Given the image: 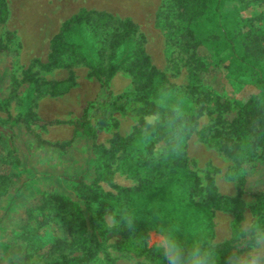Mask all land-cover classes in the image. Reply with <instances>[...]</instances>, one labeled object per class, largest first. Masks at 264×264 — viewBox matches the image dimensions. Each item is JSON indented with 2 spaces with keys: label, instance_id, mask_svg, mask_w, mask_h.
<instances>
[{
  "label": "trees",
  "instance_id": "obj_1",
  "mask_svg": "<svg viewBox=\"0 0 264 264\" xmlns=\"http://www.w3.org/2000/svg\"><path fill=\"white\" fill-rule=\"evenodd\" d=\"M236 2L242 8L253 11L250 19L239 21L236 20L238 14H226L225 0H168L157 14V24L166 31L169 46L175 47L178 52V62L174 63L170 59L169 65L173 64L178 69L182 63L189 70V95L197 94L200 88H204L203 75L212 69L207 56L201 54L202 49H207L206 41L221 37L232 55L228 73H224V76L222 74L223 90L206 88L204 100L213 101L218 111L217 128L210 138V145L228 155L234 162L240 174L238 190L241 195L248 187L250 166L255 163L264 164V0ZM5 11V0H0V16H4ZM105 19H110L112 23L106 40V47L112 51L109 64L103 66L102 61L91 64L86 58L83 61L99 78L105 76L101 80L100 97L104 95L112 98L110 114L124 109L123 106H118L121 99L128 102L137 100L142 104L140 125L144 114L155 110V102L161 90L170 89L166 73L153 67L145 47L146 37L139 32L133 21L115 20L104 13L80 10L62 25L59 33L52 39L49 63L43 67H57L59 59L64 55L78 57L82 46L69 43L67 37L79 27L103 24ZM195 24L201 28V36L193 29ZM238 24L243 26L236 31L233 26ZM14 39L13 34H7L6 42H0V54L9 51V44ZM129 42L133 43L129 55L124 56L125 58L116 57L118 51ZM101 54L102 50H99V55ZM119 71L132 76L136 91L114 99L109 91V82ZM230 77L237 82L235 87ZM11 78L12 92L8 98H0V107L7 114L2 123L13 129L14 141L20 137V132H26L38 141L37 147L48 146L31 129V123L36 118L34 114L15 118L8 112L11 99L20 98L22 90L27 92L33 85L39 84L37 73L28 69L23 73L22 80L14 75ZM244 83L250 86L251 91L242 95L235 89L241 88ZM189 116L196 128L203 110H197L196 115ZM106 121L101 122L100 126L104 127ZM139 131L140 129L134 130L128 137L115 134L109 147L98 145V134L90 121L89 108H86L83 116L74 124L72 141L65 145H52L53 148L65 150L85 141L86 158L81 171L66 174H44L34 170L28 172L22 193L33 190L41 180L46 179L57 182L65 193L45 192L39 204L28 208V218H43L50 222L48 226L53 222L55 232L46 234L39 230L30 231L29 222H26L14 238L26 246L23 254L25 260L36 255L39 250L44 251L38 254L44 259L68 251L69 256L62 255L52 264H89L96 252L103 247L99 237L103 232H99L104 217L118 204L126 205L138 217L134 231L127 228L118 231L127 241H139L144 250L148 247L149 233H158L160 227L178 226V236L185 244H191L196 239H215V215L225 209L227 200L219 196L214 180L210 179L208 185L203 186L201 177L191 168L186 151L179 157L153 158V145L142 144L138 140ZM201 138L205 137L201 135ZM139 149L142 150L141 155L131 153ZM0 161L7 164L6 173L0 176L4 183L0 190L1 198L9 193L11 170L20 168L23 162L17 146H14L8 163L4 159ZM119 171L136 179L138 186L118 187L113 176ZM102 182L109 184L116 192L105 191L101 186ZM256 197L263 199L264 190L256 193ZM261 212L259 209L257 213L262 218ZM235 214L239 223L242 218L239 209L235 208ZM77 252L80 253L78 257L70 258L71 254ZM223 261L224 256H221L219 264Z\"/></svg>",
  "mask_w": 264,
  "mask_h": 264
},
{
  "label": "rangeland",
  "instance_id": "obj_2",
  "mask_svg": "<svg viewBox=\"0 0 264 264\" xmlns=\"http://www.w3.org/2000/svg\"><path fill=\"white\" fill-rule=\"evenodd\" d=\"M168 0H5V15L0 16V42H6L7 34H13L15 39L9 44V51L0 54V98H8L12 92V75L22 80L23 73L32 69L37 73L39 84L33 85L27 92L21 91L20 98L9 101L8 112L12 117L19 118L27 114H34L36 118L31 123V129L38 138L49 144L37 147V140L28 133L20 132V137L14 141V131L2 120L7 118L6 112L0 107V160L8 163L14 146L22 158V166L11 170L10 189L8 195L0 198V264H52L60 256H69V252L56 254L50 259H44L38 254L24 259L26 246L17 241L16 234L26 222H29L30 231L55 232L53 222L43 218H28L27 210L39 204L45 192H64V189L55 181L41 180L33 190H22L30 170L47 174H66L79 172L85 164L86 142L76 143L65 150L53 148L52 145H65L74 137V124L89 108V118L93 128L97 131V144L105 147L111 145L116 133L128 134L139 128L142 104L137 101L121 99L118 106L122 111L112 114V98L102 96V81L93 73L92 69L84 63V58L91 64L107 66L112 58V51L106 47L112 23L110 19L103 20L95 26H82L67 37L69 43L82 46L81 54L64 55L59 59V65L52 69L43 67L49 63L51 54V41L57 35L62 25L84 9L89 12L104 13L115 20L129 19L133 21L139 32L146 37V50L152 60L154 68L166 73L173 98L184 102L188 114H195L203 110L196 125V135L192 146L186 149L190 159L191 168L201 177L206 187L210 179L214 180L219 196L227 200L224 210L215 215L216 237L218 251L224 256L222 264H226L227 255L234 250L235 237L239 225L249 216H258L261 209V219H264V198L259 199L256 193L264 190V164L255 163L249 168V183L244 194H239L238 182L228 190L224 181L229 180L237 173L236 166L228 155L210 145L211 137L217 128L218 111L213 101H205L206 88L215 87L223 90L221 80L224 73H228L232 65V55L227 51L222 38L206 41L207 49L201 54L206 55L207 62L212 69L203 75V86L197 94L189 95V70L180 63L178 69L169 65V60L178 62V52L175 47L168 44L166 31L157 24V14ZM226 14H238L236 20L250 19L253 15L251 9L242 8L236 0H225ZM97 24V23H96ZM243 24L233 26L238 31ZM196 34L201 36V28L193 26ZM238 29V30H237ZM238 32H236L237 34ZM133 43L129 42L121 48L116 57H124L131 52ZM99 50H102L101 56ZM239 51V48H238ZM127 55V56H128ZM101 57V58H100ZM125 58V57H124ZM223 74V76H222ZM232 85L237 82L230 77ZM245 84V83H244ZM235 87V86H234ZM237 87V86H236ZM109 91L114 99L136 91V85L131 75L119 71L109 82ZM240 94L251 91L246 83L235 89ZM100 99V100H97ZM106 121L104 127L101 122ZM201 135L205 138H201ZM29 143V145H28ZM213 143V142H212ZM134 155H141L142 150H134ZM7 164L0 161V176L6 173ZM114 183L120 188H134L138 181L122 172L113 176ZM105 191L115 193L109 184L102 182ZM4 187L0 180V190ZM235 208L239 209L242 218L237 223ZM35 215V214H33ZM259 217V216H258ZM102 230V231H101ZM100 240L103 247L113 242L114 255H109L108 264H167L162 253L154 247L157 232L149 233L148 247L143 249L137 240H126L120 232L114 230L107 232L104 222ZM228 247L230 250H228ZM45 250V249H44ZM27 254H31L30 252ZM79 252L71 254L78 257ZM90 264V263H89Z\"/></svg>",
  "mask_w": 264,
  "mask_h": 264
},
{
  "label": "clouds",
  "instance_id": "obj_3",
  "mask_svg": "<svg viewBox=\"0 0 264 264\" xmlns=\"http://www.w3.org/2000/svg\"><path fill=\"white\" fill-rule=\"evenodd\" d=\"M156 108L143 116L139 125L138 140L144 145H153L155 159L179 157L192 146L195 139V124L186 111L184 102L173 98L170 90H161ZM159 137V139H158ZM240 174L234 173L224 181L228 190L237 183ZM157 218L160 217L157 215ZM138 217L126 205L118 204L104 217L107 232L127 228L135 230ZM178 226L160 227L154 241L158 253L167 264H219L221 254L215 239H196L185 244L178 236ZM113 242L102 247L92 257L90 264H108L109 255H114ZM226 264H264V219L249 215L240 225L235 237L234 250L227 255Z\"/></svg>",
  "mask_w": 264,
  "mask_h": 264
},
{
  "label": "crops",
  "instance_id": "obj_4",
  "mask_svg": "<svg viewBox=\"0 0 264 264\" xmlns=\"http://www.w3.org/2000/svg\"><path fill=\"white\" fill-rule=\"evenodd\" d=\"M133 133V132H132ZM131 132L130 133H128V134H121V133H116V134H119V135H121L122 137H128L129 135H131L132 134Z\"/></svg>",
  "mask_w": 264,
  "mask_h": 264
}]
</instances>
